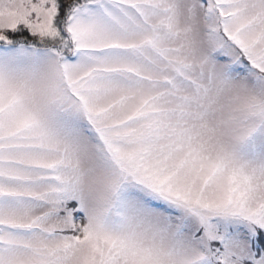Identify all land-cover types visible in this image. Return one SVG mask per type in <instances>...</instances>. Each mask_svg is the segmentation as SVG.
Instances as JSON below:
<instances>
[{
  "label": "snow or ice",
  "instance_id": "1",
  "mask_svg": "<svg viewBox=\"0 0 264 264\" xmlns=\"http://www.w3.org/2000/svg\"><path fill=\"white\" fill-rule=\"evenodd\" d=\"M0 264H264V0H0Z\"/></svg>",
  "mask_w": 264,
  "mask_h": 264
}]
</instances>
